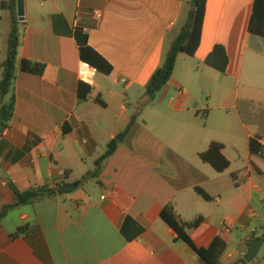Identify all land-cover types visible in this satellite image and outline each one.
<instances>
[{
  "label": "crops",
  "instance_id": "0c3cea01",
  "mask_svg": "<svg viewBox=\"0 0 264 264\" xmlns=\"http://www.w3.org/2000/svg\"><path fill=\"white\" fill-rule=\"evenodd\" d=\"M8 1L0 0V62ZM22 2L17 60L45 68L40 76L17 68L3 100L13 108L0 133V211L14 203L12 188H75L0 219V264H204L161 220L169 203L185 222L200 218L187 231L195 247L218 237L219 264L243 259L264 239V159L248 147L255 138L264 150V38L248 31L254 0H206L195 54L177 56L152 98L145 87L182 29L189 0ZM75 30L112 67L80 87L84 100ZM215 45L228 57L224 74L205 64ZM112 140L115 152L85 179ZM211 143L223 145L222 172L200 158ZM242 264H264V242Z\"/></svg>",
  "mask_w": 264,
  "mask_h": 264
},
{
  "label": "trees",
  "instance_id": "16d2710c",
  "mask_svg": "<svg viewBox=\"0 0 264 264\" xmlns=\"http://www.w3.org/2000/svg\"><path fill=\"white\" fill-rule=\"evenodd\" d=\"M189 9L186 14L185 23L179 33L171 41L166 54L163 57L161 65L154 71L150 77L146 87L145 94L147 97L152 98L157 92H159L169 81L172 76L175 61L179 54H185L193 56L198 48L203 19L206 7V0H189ZM7 9L10 13V31L7 36L6 53L3 61L0 62V133L7 128L8 122L12 115L13 103H5L4 97L9 93L12 83L15 79V72L17 68L22 71L33 75L40 76L44 71V64L33 62L27 59L17 60V50L20 44V26L16 15V0H9ZM248 31L251 34L264 38V0H254L252 15L248 24ZM74 38L79 48V57L83 62L88 63L96 69L97 72H101L108 75L112 71L111 65H109L98 53H96L88 45V35L82 30H75ZM18 64V67H17ZM205 64L220 74L226 72L228 66V57L223 46L215 45L212 51L207 55ZM84 85L79 84L78 98L84 100L86 94H81L80 87ZM89 92V88H88ZM64 132H67L64 129ZM249 152L252 155H259L264 159V150L257 142V139L253 138L249 140ZM116 140L110 141L106 150L95 160V169L85 175L86 178L97 177L102 163L109 158L116 150ZM223 145L219 143H211L208 149L200 154V158L203 162L209 163L217 172L224 171L229 163L222 155ZM80 181L75 182L78 185ZM56 188H47L46 186L31 188L25 193H19L12 188L14 194V203L4 206L0 211V219H2L9 211L39 198L53 196L57 194ZM204 199L208 200L209 197L200 189H196ZM160 218L163 220L173 231L177 234V237L183 242L187 243L203 261L204 264H219L218 258L223 248V243L216 237L208 248H197L193 245L187 235V231L195 228L200 218L193 222L183 221L176 213L173 204L169 203L165 205L161 212ZM23 228H19L18 232H22ZM245 263L244 259H241L235 264Z\"/></svg>",
  "mask_w": 264,
  "mask_h": 264
},
{
  "label": "water",
  "instance_id": "95a60500",
  "mask_svg": "<svg viewBox=\"0 0 264 264\" xmlns=\"http://www.w3.org/2000/svg\"><path fill=\"white\" fill-rule=\"evenodd\" d=\"M16 15H17V18L19 21L23 20L22 19L23 18V2H22V0H16ZM134 119H135V117L132 116L129 123L125 127L124 131L117 136V138H116L117 142L121 143L123 141V139L125 138V136L129 132V130L133 124ZM74 188H75V186L73 184H65V185L60 186L57 189V193L58 194L68 193V192L74 190ZM263 242H264V239H262V238L256 239L252 243L251 247L245 253L243 259L246 262H249V263L252 262L256 258L258 250H259V248Z\"/></svg>",
  "mask_w": 264,
  "mask_h": 264
},
{
  "label": "built area",
  "instance_id": "2783aa9c",
  "mask_svg": "<svg viewBox=\"0 0 264 264\" xmlns=\"http://www.w3.org/2000/svg\"><path fill=\"white\" fill-rule=\"evenodd\" d=\"M95 73H96V69L91 65H89L88 63L83 61L79 63L77 70V77L79 82L86 85H92ZM61 177H63L62 174Z\"/></svg>",
  "mask_w": 264,
  "mask_h": 264
}]
</instances>
